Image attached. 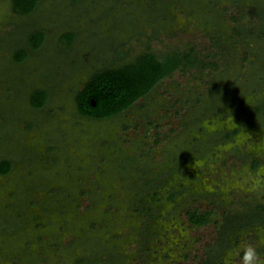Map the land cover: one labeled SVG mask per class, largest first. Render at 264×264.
<instances>
[{
    "label": "rangeland",
    "instance_id": "rangeland-1",
    "mask_svg": "<svg viewBox=\"0 0 264 264\" xmlns=\"http://www.w3.org/2000/svg\"><path fill=\"white\" fill-rule=\"evenodd\" d=\"M191 48L207 68L114 117L79 112L95 72ZM4 159L0 264H240L249 243L264 262V0H42L30 15L0 0ZM194 209L211 221L192 225Z\"/></svg>",
    "mask_w": 264,
    "mask_h": 264
},
{
    "label": "trees",
    "instance_id": "trees-1",
    "mask_svg": "<svg viewBox=\"0 0 264 264\" xmlns=\"http://www.w3.org/2000/svg\"><path fill=\"white\" fill-rule=\"evenodd\" d=\"M42 0H12L14 12L20 15H30L36 11ZM46 39L44 30L32 32L28 44L32 49L40 48ZM64 41L71 45L75 33L68 32L63 36ZM29 50L23 47L15 52L17 61H23ZM215 65L214 62H210ZM208 62L189 50H179L159 56L152 50L138 55L133 61L121 63L117 66H107L95 72L85 82L77 93L76 101L79 112L86 117L105 119L114 117L130 109L138 100L148 96L158 84L177 71L193 67L207 68ZM49 92L44 89L34 90L31 103L35 108H42L49 99ZM95 101L96 104H93ZM231 134H228L230 136ZM13 163L9 159L0 161V174H8ZM259 166V159L255 158L253 167ZM213 211L188 210L189 220L194 226L208 224Z\"/></svg>",
    "mask_w": 264,
    "mask_h": 264
},
{
    "label": "clouds",
    "instance_id": "clouds-1",
    "mask_svg": "<svg viewBox=\"0 0 264 264\" xmlns=\"http://www.w3.org/2000/svg\"><path fill=\"white\" fill-rule=\"evenodd\" d=\"M240 264H264V262H262L260 253L256 247L249 243L242 247Z\"/></svg>",
    "mask_w": 264,
    "mask_h": 264
},
{
    "label": "flooded vegetation",
    "instance_id": "flooded-vegetation-1",
    "mask_svg": "<svg viewBox=\"0 0 264 264\" xmlns=\"http://www.w3.org/2000/svg\"><path fill=\"white\" fill-rule=\"evenodd\" d=\"M232 136L230 135V136H228V138L227 139H230Z\"/></svg>",
    "mask_w": 264,
    "mask_h": 264
},
{
    "label": "water",
    "instance_id": "water-1",
    "mask_svg": "<svg viewBox=\"0 0 264 264\" xmlns=\"http://www.w3.org/2000/svg\"><path fill=\"white\" fill-rule=\"evenodd\" d=\"M93 104H96L95 101H93Z\"/></svg>",
    "mask_w": 264,
    "mask_h": 264
}]
</instances>
